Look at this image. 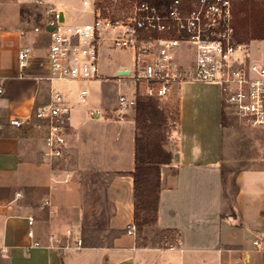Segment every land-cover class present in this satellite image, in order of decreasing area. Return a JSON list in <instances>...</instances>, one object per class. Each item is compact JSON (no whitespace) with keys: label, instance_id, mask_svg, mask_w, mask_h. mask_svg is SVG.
<instances>
[{"label":"crops","instance_id":"0c3cea01","mask_svg":"<svg viewBox=\"0 0 264 264\" xmlns=\"http://www.w3.org/2000/svg\"><path fill=\"white\" fill-rule=\"evenodd\" d=\"M83 2L52 3L68 20L84 21L90 17H80ZM47 19L37 0H0V264H242L241 258H252L259 251L253 241L264 244V168L241 171L234 199L228 198L220 86L186 82L170 97L172 103L178 98L179 119L165 145L171 161L162 165L154 227L170 229L174 238L163 246V237L129 234L136 211L135 121L105 115L94 91L93 100L83 102L80 84L75 98L47 79L51 37L36 30ZM24 45L34 57L22 68L18 52ZM53 88L67 95L72 119L63 154L49 159L34 111ZM12 118L24 125L11 124ZM29 215L35 237L28 233Z\"/></svg>","mask_w":264,"mask_h":264},{"label":"built area","instance_id":"2783aa9c","mask_svg":"<svg viewBox=\"0 0 264 264\" xmlns=\"http://www.w3.org/2000/svg\"><path fill=\"white\" fill-rule=\"evenodd\" d=\"M37 2L48 13L43 27H36L51 37L47 79L78 82L83 102L90 103L89 84L94 80L113 78L120 84L129 80L132 86L119 91L115 110L116 118L123 119L140 97L165 102L183 83L212 82L220 86L225 105L241 123L264 126V63L254 60L249 44L238 38L232 0H84L80 17H90L84 21L68 20L54 3ZM111 49L128 51L131 64L123 68L126 73L116 70L113 77H104V53ZM33 57V48L24 45L18 52L20 67ZM34 116L45 129L43 155L61 156L72 119L67 95L53 88ZM10 123L20 127L24 120L12 118ZM28 223V233L35 237L33 215ZM127 232L136 235L135 222ZM75 244L81 247L82 239ZM33 245L40 242L34 240ZM253 245L259 251L264 248L261 238ZM1 248L7 251L6 246Z\"/></svg>","mask_w":264,"mask_h":264},{"label":"rangeland","instance_id":"374dc122","mask_svg":"<svg viewBox=\"0 0 264 264\" xmlns=\"http://www.w3.org/2000/svg\"><path fill=\"white\" fill-rule=\"evenodd\" d=\"M48 3L54 1L65 2L68 0H45ZM234 10L238 11V8L234 4ZM239 18L242 14H239ZM257 25L262 26L260 20ZM250 44V51L254 60L264 63V39H253L246 41ZM131 55L126 50L111 49L106 50L104 53V77H113L116 72L117 66H130ZM55 85L59 88L74 93L75 98L78 97V90L80 88L79 83L73 80H55ZM132 83L129 80L123 81L121 84L113 79H99L94 80L89 84L90 91L97 93L100 98L101 106L105 115L116 118L115 110L118 104L119 91H127L131 88ZM93 94H90L89 100H93ZM146 98V97H142ZM178 98L170 99L165 102L159 101V107L168 115L169 123L168 128L172 129V123L176 121L178 117ZM85 105V104H84ZM226 116L224 118V154L222 158V169L226 177V193L230 200L234 199L238 186L236 184V178L238 174L247 169H262L264 168V126L252 127L241 123L231 108L225 106ZM136 108L131 109L127 113V118L134 119L135 121ZM178 124V122H177ZM177 126L173 129L172 135L176 133ZM172 135L170 137H172ZM142 233H148L152 238L160 239L161 245L167 246L168 242L174 238V233L163 232L157 230L154 226H146ZM172 238V239H171ZM163 241V242H162ZM165 242V243H164ZM248 248V247H247ZM252 249V248H248ZM252 258L245 263L241 258L242 264H264V249L261 251L251 252ZM239 258H236V260ZM237 262L235 264H239Z\"/></svg>","mask_w":264,"mask_h":264},{"label":"trees","instance_id":"16d2710c","mask_svg":"<svg viewBox=\"0 0 264 264\" xmlns=\"http://www.w3.org/2000/svg\"><path fill=\"white\" fill-rule=\"evenodd\" d=\"M167 1V0H155ZM235 10V26L241 41L264 39V0H232ZM242 14V17L239 14ZM238 15V16H237ZM260 20L262 26L257 25ZM224 103V109H225ZM136 166L132 172L135 182V223L142 232L146 226H155L158 220L162 165L171 161L166 143L171 138L179 119L168 128L169 117L159 107L156 98H138L135 106ZM223 109L222 123L226 112ZM224 183L226 177L222 169ZM172 232L170 229L163 232Z\"/></svg>","mask_w":264,"mask_h":264},{"label":"water","instance_id":"95a60500","mask_svg":"<svg viewBox=\"0 0 264 264\" xmlns=\"http://www.w3.org/2000/svg\"><path fill=\"white\" fill-rule=\"evenodd\" d=\"M63 19V17H61V20ZM50 28H52V27H50ZM119 72L120 73H126V72H128L127 70H124V69H122V70H119Z\"/></svg>","mask_w":264,"mask_h":264}]
</instances>
